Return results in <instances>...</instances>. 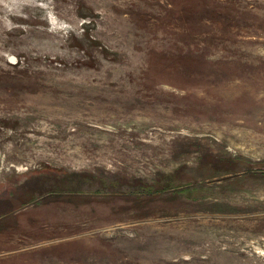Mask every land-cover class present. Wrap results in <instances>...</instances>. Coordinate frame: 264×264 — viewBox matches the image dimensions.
Masks as SVG:
<instances>
[{"label": "rangeland", "instance_id": "1", "mask_svg": "<svg viewBox=\"0 0 264 264\" xmlns=\"http://www.w3.org/2000/svg\"><path fill=\"white\" fill-rule=\"evenodd\" d=\"M0 264H264V0H0Z\"/></svg>", "mask_w": 264, "mask_h": 264}]
</instances>
